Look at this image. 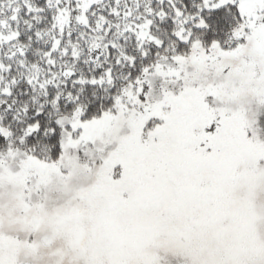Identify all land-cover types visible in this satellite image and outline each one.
I'll use <instances>...</instances> for the list:
<instances>
[{
    "label": "snow or ice",
    "instance_id": "1",
    "mask_svg": "<svg viewBox=\"0 0 264 264\" xmlns=\"http://www.w3.org/2000/svg\"><path fill=\"white\" fill-rule=\"evenodd\" d=\"M0 264H264V0H0Z\"/></svg>",
    "mask_w": 264,
    "mask_h": 264
}]
</instances>
